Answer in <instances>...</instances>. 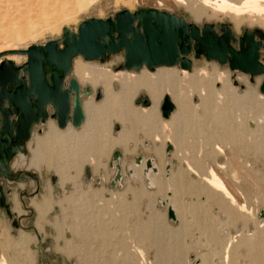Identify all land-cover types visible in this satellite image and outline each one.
<instances>
[{"label":"rangeland","instance_id":"1","mask_svg":"<svg viewBox=\"0 0 264 264\" xmlns=\"http://www.w3.org/2000/svg\"><path fill=\"white\" fill-rule=\"evenodd\" d=\"M34 1L31 4L20 1V5L0 12V46L15 41L19 43L15 49H25L48 39L60 40L63 26L76 31L79 22L87 18H108L121 9L135 11L139 7L176 13L199 26L203 22H226L236 35H241L244 28L264 29V11L258 13L260 17L254 14L252 18L245 13L249 19L242 21L229 16L210 19L205 15L197 17L193 9L175 0ZM62 11L68 12V16L59 18L57 15ZM7 50L13 49L0 52ZM7 55H19L17 65L26 60L23 54ZM190 57V69L179 66H159L153 71L146 67L137 71L119 69L128 76L144 73L156 76L160 69L168 70L176 80L173 86L178 82L172 91L164 90L158 101V135L149 133L142 123L122 121L118 115L125 108L120 101L114 104L110 117L102 106L95 108L98 112L87 107L88 102L101 105L105 94L96 100L97 89L103 87L80 81L77 67L104 66L115 72L123 62L122 50L104 61L85 60L80 55L73 58L74 68L68 77H76L83 89L86 86L92 89L89 95L82 96L86 121L77 127L69 124L64 128H59L51 118L37 124L22 153L13 157L12 172L25 169L30 175L20 182L3 181L9 191L7 202L13 216L9 217L0 207V264H195L191 255L200 258L203 264H244L238 249L234 255L238 234L242 233L240 226L248 233L264 227L258 216L264 208V150L257 147L264 136L261 130L264 93L259 90L262 76L250 80L248 73L231 70L227 64L204 56ZM204 71L207 76L203 78L211 88L207 96L200 92L199 84L188 82L193 76L204 75ZM114 88L119 92L117 83ZM246 93L253 98L242 103L239 98ZM144 94L148 95L149 106L143 104ZM164 94H170L177 105L168 118L160 115ZM259 104L263 107H258ZM132 105L143 110L152 106V100L141 89L132 98ZM52 131L61 134L56 141L48 139ZM169 142L172 150L168 153L165 147ZM114 150L122 153L119 159L122 179L119 185L111 187L109 182L115 168L109 163ZM136 155L156 159L163 176L169 163V189L167 180L160 179L158 186L148 187L143 174L131 176L128 167ZM210 168L225 181L234 200L204 179ZM53 175H56L54 182ZM162 196H169L178 206L177 222L167 219V207L159 203ZM22 234L27 241L20 244ZM240 250L244 254L246 249Z\"/></svg>","mask_w":264,"mask_h":264},{"label":"water","instance_id":"2","mask_svg":"<svg viewBox=\"0 0 264 264\" xmlns=\"http://www.w3.org/2000/svg\"><path fill=\"white\" fill-rule=\"evenodd\" d=\"M263 49L264 30L260 28H244L242 34L236 36L226 22H203L199 26L176 13L139 7L135 11L121 9L108 18H87L79 22L76 31L63 26L60 40L48 39L25 49L0 52V57L5 52L26 56V60L18 65L10 59L0 60V180L2 177L9 181L21 179L19 174H11L9 162L17 150L24 148L35 125L49 118L54 119L59 128L68 123L77 127L84 122L82 96L89 95L92 89L86 86L81 90L77 78L68 77L72 72V60L77 55L85 60L104 61L112 53L122 50L123 62L115 70L136 71L142 67L153 71L159 66L190 69L191 55L193 58L204 56L227 64L231 70L248 73L250 80L261 75L259 90L264 93V63L259 60ZM44 65L51 67L48 72ZM101 97L102 90L97 89L95 99ZM142 97L143 104L148 106V96ZM175 108L170 95L164 94L159 108L161 117L168 118ZM170 150L172 144L167 143L165 151ZM121 157L119 150L113 151L109 163L115 167L109 182L111 187L119 185L122 179ZM152 161L151 157L145 159L144 173L158 171ZM134 162L140 164L142 155L134 156ZM168 169L166 163V175ZM128 171L131 173L132 168L128 167ZM19 173L30 175L26 170ZM55 180L53 175L52 181ZM165 203L161 200L162 205ZM0 207L12 217L1 184ZM166 216L173 222L178 221L171 205L167 206ZM258 216H264V208L259 210ZM12 225L17 226L16 222ZM195 264L199 261L195 260Z\"/></svg>","mask_w":264,"mask_h":264},{"label":"bare ground","instance_id":"3","mask_svg":"<svg viewBox=\"0 0 264 264\" xmlns=\"http://www.w3.org/2000/svg\"><path fill=\"white\" fill-rule=\"evenodd\" d=\"M20 1L29 2L28 4H31V2H33L34 0H0V12H2L3 10H8L10 8H13V6L18 5L20 3ZM35 1L37 2V0H35ZM175 1L177 2V4L179 3V4L187 6V8L193 9V12H194V14L197 17H201V16L205 15V16H207L210 19L211 18H216V17L217 18H223V16H229L232 19H235L236 21L237 20L242 21V20L247 19V18L249 19V17H245V15H244L245 13H248L249 16H251L250 18H252L254 14H256L258 16V13L261 15L262 14L261 12L264 11V0H201L200 2L198 0H175ZM67 14H68V12H66V11L63 12L62 11V12H59L57 16L59 18L62 17V16L66 17V16H68ZM260 15L258 17H260ZM64 17H63V19H64ZM254 18H255V16H254ZM47 21H49V20H47ZM54 21H55V19H54ZM262 30H264V29H262ZM233 32H234V30H233ZM236 36H238V35H236ZM18 41H20V39H18ZM18 44L19 43H16L15 41L14 42L13 41L12 42L11 41L4 42V45L0 46V51L2 49L3 50L4 49L16 50L15 48H16V45H18ZM7 51H11V50H7ZM7 54H10V53H8V52L3 53V55L0 57V59L3 56L7 55ZM3 59H10L15 64V62L20 60L21 57L19 55H12V56L7 55ZM15 65H17V64H15ZM73 68H74V65H73V60H72V71H73ZM166 71L160 69V71L156 74V76L154 74H145V73L141 74V75H137V76L136 75L135 76H128V75L123 74L124 70L117 69V71L113 72V71L105 68L104 66H93V65L91 66V65H86V64L82 65L81 64L76 69V73H77V76H78L80 81L91 82L92 86H94V87H96L97 85H101L103 87V90L101 89L102 90V97L101 98H103V94H105V97H104V100L102 101V104L101 105L98 104V105H100V106H98L94 102H88L87 103V107H88L89 110H95L96 107H101L102 106L101 108L103 109V111H105V114L108 117H110L109 114H111L112 112L114 113L113 109H114V107H116V106H114V104L116 105L120 101V103H122V105L125 108L124 109L125 112L122 113L121 115H118L119 118L122 119V121H125V122L126 121H130L131 123H134V124L135 123H137V124L142 123L143 125H145L147 127L145 129H148L149 133H151V134L156 133L157 135H158V124H157V121L159 119L158 118L159 116H158L157 104H158V101L160 99V96H161V94L163 93L164 90L172 91V88L173 87L175 88V86L178 85L177 84L178 82H177L176 85L173 86L175 84V81H176L175 77L173 76V74H171V71L170 72H168V70H166ZM185 73H186V70H185ZM201 74H199V77L198 76L197 77L193 76L192 78H190V80H188V82H189L190 85H192V84L195 85V83L199 84L200 87H201L200 92L202 94H204L205 96H207L208 95V91L211 88L208 87L209 85H208L207 81L204 80V78H203V76L205 77L206 72L204 71V73H203L204 75H201ZM258 76H261V75H258ZM79 80H78V82L80 83ZM114 83H117L119 85V87H120L119 92H116V90L114 88ZM80 87H81V90H83L81 84H80ZM141 89L146 90V92L149 94V96H150V98L152 100V106L150 108H143V110H138V109H135L133 107L132 98ZM204 91L206 92V94H205ZM145 95H147V94H145ZM170 97H171V95H170ZM240 98H239V101L241 100L242 103H244L243 101L248 103L249 101L252 100L251 98H253V96L249 97V93L248 94L246 93L245 96H242ZM171 99H172V97H171ZM172 101H173V99H172ZM253 101H255V100H253ZM174 104H175V102H174ZM181 105H182V103H181ZM175 106L177 108L176 104H175ZM259 106L263 107V105H260V104L258 105V107ZM117 107L119 108V105ZM82 108H83L84 113H85V120H84V122H85L86 118H87V115H86V112H85L83 101H82ZM95 111H97V110H95ZM94 113H96V112H94ZM172 113H171V115H172ZM115 114H117V113H115ZM115 114H112V115L115 117ZM69 124L70 123H68L66 126H68ZM261 130L262 131L264 130V124L262 125ZM58 134L59 133L56 134L55 131L54 132L52 131L49 134L48 139H50L51 141H53V140L56 141L57 139H59V137H60L59 135H61V134H59V135ZM262 134H264V132ZM121 138H120V140H123ZM118 139H116V140L118 141ZM116 140H115V143L117 142ZM65 141L68 142V140H65ZM113 143H114V141H113ZM119 143H120V141H119ZM67 145H68V143H67ZM257 147L260 150H262V149L264 150V136L263 135L258 140ZM20 153H22V150L19 149V150H17V153L15 155L20 154ZM146 158L147 157H143L142 156V162L140 164H136L134 161L130 164L131 165L130 167L132 168V172H131V176L132 177H134V178L136 177L137 178V177H140L141 174H143L144 177H147V186L148 187H154L155 185L158 186L160 179L165 182L168 179V177L171 176V174H170V176L168 174V172L170 170V165H169V169L167 171L168 177H167L166 173L163 176L161 167H159V164L155 161L156 159H154V158H153L152 163L158 167V171L157 172L148 171V172L144 173V167H145L144 166V161H145ZM159 158H161L160 155H159ZM9 167H10V169L12 171L10 163H9ZM121 167H122V165H121ZM165 172H166V170H165ZM11 174L13 175V173H11ZM64 175H66V174H64ZM19 176L21 177L20 180H11V181H22L23 178H24L23 177L24 176L23 173H21V174L19 173ZM36 178L37 179H35V178L34 179H35L36 182H38V177H36ZM204 179H206V181L209 183V185H211L212 187L218 189V191H221L222 194L224 193L225 194L224 196H229L230 195L231 197H233L232 193L230 192V190L228 189L227 185L225 184V181L221 178V176L217 173V171L214 168H210L209 169V173L207 175H205ZM165 183H166V188L169 189L168 180ZM170 190H171V184H170ZM35 192H36V190H35ZM232 199L234 200V197ZM161 200H164L166 202L164 206L167 207L168 205H171L174 208V211L176 213V217H177V220H178L180 213H179L178 206L175 204V202H173V200L171 198H169V196L160 197L159 198V203L160 204H161ZM263 205H264V198H263ZM241 206H242V208H245L244 204H241ZM16 208H17L16 210H18L19 206L17 205ZM12 216H13V214H12ZM259 218H260L261 222L262 221L264 222V216L263 217H259ZM98 222H99V220H98ZM255 223L257 224L258 222H255ZM245 225H247V224H245ZM259 225L261 226V224H259ZM242 226H240V230L242 231V233L237 230L238 233H241V234L240 235L238 234V236H240V237H238L239 238V240H238L239 243L236 244L235 247H234L235 248L234 255L239 250L237 254H239L238 256H241V257L243 256L245 261H243L241 257L240 258L244 262V264H264V227L255 228L256 230L253 229V231L252 230L250 231L251 233H248V232H245L244 229L242 230ZM251 226H253V225L251 224ZM101 228H102V226H101ZM243 228H244V226H243ZM246 231H247V229H246ZM226 232H227V230H226ZM226 232L224 231V234H226ZM26 241H27V237H26V235H23V234L18 239V243H20V244L21 243H25ZM232 243H233V239L229 241L228 247H230ZM239 247L243 248V250H244V248L246 249L244 251L245 252L244 254L241 253L242 249L240 250ZM226 258L228 259V256H226ZM193 259L199 260V264H203V261H201L200 258H197V256L193 257ZM239 263H240V260H239Z\"/></svg>","mask_w":264,"mask_h":264},{"label":"flooded vegetation","instance_id":"4","mask_svg":"<svg viewBox=\"0 0 264 264\" xmlns=\"http://www.w3.org/2000/svg\"><path fill=\"white\" fill-rule=\"evenodd\" d=\"M259 60L262 62V63H264V49L262 50V51H260V55H259ZM44 67H45V69H46V71L48 72L49 71V69L51 68V67H48V66H46V65H44ZM66 79H68V77L66 78ZM13 159V158H12ZM12 159L10 160V164H11V161H12ZM21 170H24V169H19V170H17V171H14V173H13V176H17L18 174H19V171H21ZM21 174V173H20ZM23 180H25L26 179V177H28V174L27 173H23ZM3 180H7V179H5L4 177L3 178H1V180H0V184H1V186H2V188L4 189V191H5V193H6V201H7V193L9 192L8 191V189H5V187L3 186ZM15 182H17V181H15ZM33 191V190H32ZM31 193H33V192H31Z\"/></svg>","mask_w":264,"mask_h":264},{"label":"crops","instance_id":"5","mask_svg":"<svg viewBox=\"0 0 264 264\" xmlns=\"http://www.w3.org/2000/svg\"><path fill=\"white\" fill-rule=\"evenodd\" d=\"M159 167H160V165H159ZM12 168V167H11ZM25 170V169H24ZM30 174V173H29ZM17 182H20V181H17ZM178 215V214H177Z\"/></svg>","mask_w":264,"mask_h":264}]
</instances>
